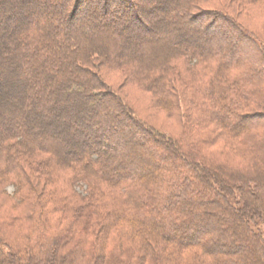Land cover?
Returning a JSON list of instances; mask_svg holds the SVG:
<instances>
[{"label": "trees", "instance_id": "16d2710c", "mask_svg": "<svg viewBox=\"0 0 264 264\" xmlns=\"http://www.w3.org/2000/svg\"><path fill=\"white\" fill-rule=\"evenodd\" d=\"M81 1L0 0V264H264V22L233 9L264 0H159L151 23L135 0Z\"/></svg>", "mask_w": 264, "mask_h": 264}, {"label": "rangeland", "instance_id": "374dc122", "mask_svg": "<svg viewBox=\"0 0 264 264\" xmlns=\"http://www.w3.org/2000/svg\"><path fill=\"white\" fill-rule=\"evenodd\" d=\"M98 0H92L93 4L90 5L91 10L95 11L96 10V6H94L95 2H97ZM135 1H140L142 2L146 7L151 8L153 7L155 4L159 5L160 2L159 0H135ZM230 4V0H210V2H201L200 3V7L201 8H205V9H216V10H225L224 5H229ZM233 4V3H232ZM238 4H234L233 5V9H234V15L236 18H238L241 21H245V24L249 25V20L252 19L253 21L251 22L252 25H254V27H259L262 22H264V12L263 14L260 15V19H253L256 15L253 14L252 16H249L250 12V8H245V7H240L237 6ZM43 10H46L45 8H43ZM150 10V9H149ZM231 8L228 6V13H231ZM154 11V12H153ZM151 11L152 13H149L147 15V12L145 13L144 17L146 20H149V23H151V16H155V14L157 15L156 11L157 8L155 10ZM49 13V12H47ZM46 13V14H47ZM253 13V12H252ZM50 14V13H49ZM112 18L114 17L113 13H110V15H107L106 17ZM105 16H103V14L99 15L100 19H103ZM264 24V23H263ZM262 24V25H263ZM217 25V26H216ZM261 25V26H262ZM112 26V25H111ZM113 26L117 27V30L121 29V32L126 33L127 32V28H124V24L119 23L114 21L113 22ZM215 28L214 30L217 28V31L220 36L224 37L227 41L231 42V44H233L234 46L237 45L236 40L235 41L231 38V35L229 32L224 31L220 28L219 26V22L215 21ZM260 26V28H261ZM213 28V27H212ZM208 24L205 23L204 25V29L205 31H209L212 29ZM140 33V32H139ZM139 33H136V37H140L141 35H139ZM143 33V32H142ZM135 38H133L135 40ZM235 42V43H234ZM239 50V49H238ZM102 64V63H101ZM98 64L96 66H98V70L104 80V82L111 88L113 89L115 92H117L119 95H121L124 100L133 107V110H135L136 114L138 116H140V118H142L143 120L147 121L148 123H150L153 126H156L157 128L171 133V134H177L179 131L177 122L175 119H169L166 117L165 113L160 110V108H156L154 107L152 100L153 97L151 94L147 93L146 91H144L141 87H138L135 82H131L130 79H127L123 70L118 69V68H114V67H110L107 64ZM182 67V66H181ZM184 75V70L181 71ZM176 74H174L175 76ZM172 83V80H171ZM173 83L178 86L179 85V80L177 78L173 79ZM92 125V124H90ZM62 178V176H61ZM60 178V180H61ZM61 181L58 182V187L63 189V184L60 183ZM40 185L43 187L42 183H43V179L41 178V180H39ZM3 188L4 190L7 192V194H13V192L16 190V185L12 182L9 181L8 183H0V202H8V198H6L7 196L5 194H3ZM75 190H80V188H78V186H75ZM6 196V197H5Z\"/></svg>", "mask_w": 264, "mask_h": 264}, {"label": "bare ground", "instance_id": "6f19581e", "mask_svg": "<svg viewBox=\"0 0 264 264\" xmlns=\"http://www.w3.org/2000/svg\"><path fill=\"white\" fill-rule=\"evenodd\" d=\"M86 3V0L81 1L80 3H78V5L76 6L77 10L80 9L84 4ZM136 4L139 7V11H140V15L142 17H144L145 13L150 9L148 7H146L142 2L140 1H136Z\"/></svg>", "mask_w": 264, "mask_h": 264}]
</instances>
